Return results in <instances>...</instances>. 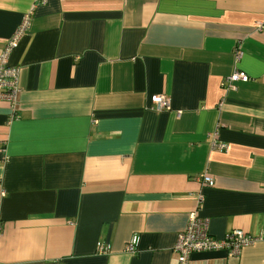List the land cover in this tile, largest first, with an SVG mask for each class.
Masks as SVG:
<instances>
[{
    "label": "crops",
    "instance_id": "1",
    "mask_svg": "<svg viewBox=\"0 0 264 264\" xmlns=\"http://www.w3.org/2000/svg\"><path fill=\"white\" fill-rule=\"evenodd\" d=\"M29 13L0 100V264H177L192 213L257 241L189 264H264V0H0V53Z\"/></svg>",
    "mask_w": 264,
    "mask_h": 264
},
{
    "label": "built area",
    "instance_id": "2",
    "mask_svg": "<svg viewBox=\"0 0 264 264\" xmlns=\"http://www.w3.org/2000/svg\"><path fill=\"white\" fill-rule=\"evenodd\" d=\"M39 3H46V0H39ZM32 20V13L27 14L20 27L15 32L11 40L6 44L0 53V100H4L13 106L18 104V76L19 70L9 64L12 52L18 47L22 38L27 34ZM249 77L243 72H235L229 76L226 83L230 88H234L236 82H249ZM153 108L158 112L169 110L171 102L165 95H155L151 98ZM225 148V146L221 147ZM198 180L207 187L215 185L213 178L208 175L199 176ZM201 200V198H200ZM257 239L250 236L247 232L235 229L228 233L225 238L219 240L209 234L208 220L200 219L196 213L189 216L185 229L179 234L174 246V253L177 255V264H189L190 258L194 253H204L227 250L229 255L238 256L242 250ZM138 239L133 237L126 246L128 253L134 254ZM97 251L100 254H108L111 247L108 244L98 243Z\"/></svg>",
    "mask_w": 264,
    "mask_h": 264
}]
</instances>
